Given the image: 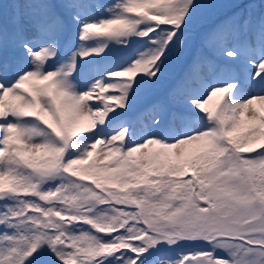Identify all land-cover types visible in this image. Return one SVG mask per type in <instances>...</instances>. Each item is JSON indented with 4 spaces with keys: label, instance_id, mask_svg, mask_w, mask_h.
Masks as SVG:
<instances>
[{
    "label": "snow or ice",
    "instance_id": "snow-or-ice-1",
    "mask_svg": "<svg viewBox=\"0 0 264 264\" xmlns=\"http://www.w3.org/2000/svg\"><path fill=\"white\" fill-rule=\"evenodd\" d=\"M217 6L0 0V264H264V0Z\"/></svg>",
    "mask_w": 264,
    "mask_h": 264
},
{
    "label": "rangeland",
    "instance_id": "rangeland-1",
    "mask_svg": "<svg viewBox=\"0 0 264 264\" xmlns=\"http://www.w3.org/2000/svg\"><path fill=\"white\" fill-rule=\"evenodd\" d=\"M242 1L243 0H202L203 3L214 4L218 6L204 9L198 21V24L200 25L201 21L211 22L213 19L212 16H214L216 13L224 12L226 11V9H229L231 5L241 3ZM105 2H111V0H105ZM250 2H252V0H250ZM254 2L259 3L260 0H254ZM193 50L195 51V45H193L190 49H186V51L182 53L179 57H174L170 61L168 80L164 82L163 87H167V85L171 81L175 80L181 74V72L183 71L185 59L191 54ZM136 112L137 110L133 109L130 115H135Z\"/></svg>",
    "mask_w": 264,
    "mask_h": 264
},
{
    "label": "trees",
    "instance_id": "trees-1",
    "mask_svg": "<svg viewBox=\"0 0 264 264\" xmlns=\"http://www.w3.org/2000/svg\"><path fill=\"white\" fill-rule=\"evenodd\" d=\"M246 3H249V1H246ZM233 11H235V10H233ZM233 11L227 13L226 15L231 14ZM224 16H225V15L216 18V20H215V21L211 24V26H209L208 28H211L215 23H217V22H218L220 19H222Z\"/></svg>",
    "mask_w": 264,
    "mask_h": 264
}]
</instances>
